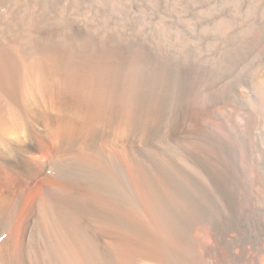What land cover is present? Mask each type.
Instances as JSON below:
<instances>
[{"label": "bare ground", "instance_id": "obj_1", "mask_svg": "<svg viewBox=\"0 0 264 264\" xmlns=\"http://www.w3.org/2000/svg\"><path fill=\"white\" fill-rule=\"evenodd\" d=\"M262 24L264 0H0V264H264Z\"/></svg>", "mask_w": 264, "mask_h": 264}, {"label": "rangeland", "instance_id": "obj_2", "mask_svg": "<svg viewBox=\"0 0 264 264\" xmlns=\"http://www.w3.org/2000/svg\"><path fill=\"white\" fill-rule=\"evenodd\" d=\"M253 38L255 41L254 43H256L259 40V38L263 39L262 42L260 39V42H261V46L264 49V24H262V26L260 28L255 29V31L253 32ZM210 65H211V63L209 62L208 66H210ZM248 95H252V93H249ZM252 96H253L252 98H257L256 94H253ZM246 101L244 103L247 105ZM238 166H239V180L241 182H243L246 178V171H247L246 159H244V158L240 159ZM245 192H246V190H244V193Z\"/></svg>", "mask_w": 264, "mask_h": 264}]
</instances>
